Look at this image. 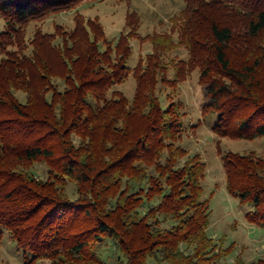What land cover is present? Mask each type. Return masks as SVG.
I'll list each match as a JSON object with an SVG mask.
<instances>
[{"label": "trees", "instance_id": "obj_1", "mask_svg": "<svg viewBox=\"0 0 264 264\" xmlns=\"http://www.w3.org/2000/svg\"><path fill=\"white\" fill-rule=\"evenodd\" d=\"M87 1L0 0V231L26 264H219L234 245L210 233L208 164L180 144L179 87L200 70L214 133L264 137V0H185L172 32L142 36L130 12L108 39L77 12L74 27L28 37ZM133 38L153 44L134 67ZM182 46L189 58L172 57ZM131 74L130 98L117 85ZM220 154L226 189L264 228V155Z\"/></svg>", "mask_w": 264, "mask_h": 264}, {"label": "rangeland", "instance_id": "obj_2", "mask_svg": "<svg viewBox=\"0 0 264 264\" xmlns=\"http://www.w3.org/2000/svg\"><path fill=\"white\" fill-rule=\"evenodd\" d=\"M185 7V0H90L79 6L78 11L55 14L45 20L32 23L28 29V37L31 38L39 28L45 32H53L58 24L64 25L67 29L74 27V15L77 12L87 17L98 18L104 24L108 39H116L120 36L130 12H136L140 16L138 31L142 36L154 32H172L174 25L176 26L177 21L181 19ZM4 26V20L0 15V29ZM178 35L179 32L175 31L174 37L178 38ZM132 46L133 53L128 65L134 67L140 58L152 49L153 44L148 40L133 38ZM171 56L186 60L190 53L187 47L182 46L174 49ZM199 73L200 70H194L179 87L178 98L185 103L186 112L184 134L180 144L188 148L191 153H200L208 164L204 190L212 208V223L209 230L215 241L221 242L220 239L223 237L225 247L234 245L230 255L224 257L219 264L250 263L264 257V228L253 226L246 220L245 212L251 206L241 204L238 198L226 189V173L220 151L254 150L264 155V137L233 139L217 136L212 129L216 116H204L202 113L204 103L209 100L205 97V87L198 82ZM133 76L131 74L126 82L117 85V88L130 98L133 97L137 85V80ZM46 170L45 163H36L34 171L38 176L45 178ZM8 235L7 232L0 231V264H26L24 252L17 249V245Z\"/></svg>", "mask_w": 264, "mask_h": 264}]
</instances>
